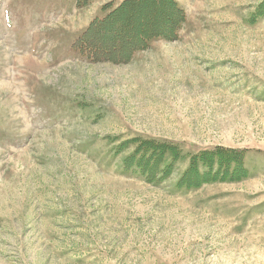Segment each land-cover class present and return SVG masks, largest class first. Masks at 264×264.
<instances>
[{
	"label": "rangeland",
	"instance_id": "rangeland-1",
	"mask_svg": "<svg viewBox=\"0 0 264 264\" xmlns=\"http://www.w3.org/2000/svg\"><path fill=\"white\" fill-rule=\"evenodd\" d=\"M124 1L0 0V264H264V0H174L175 40L111 63L128 31L106 29L80 56ZM134 139L245 152L248 176L179 188L184 159L149 183Z\"/></svg>",
	"mask_w": 264,
	"mask_h": 264
},
{
	"label": "trees",
	"instance_id": "trees-1",
	"mask_svg": "<svg viewBox=\"0 0 264 264\" xmlns=\"http://www.w3.org/2000/svg\"><path fill=\"white\" fill-rule=\"evenodd\" d=\"M127 9L132 10V14L138 9L150 11V14L162 18L159 21H152L151 27L143 28L140 31L133 29L134 31L131 32L129 31L130 20L127 21L122 17ZM183 14L184 12L174 0H125L118 9L103 19L94 20L76 44H73L74 49L80 56L95 63L100 50L97 45H93L97 41L96 38L99 36L98 41L106 39V35H101L106 29L109 31L118 27L126 28L128 32L125 34L128 40L127 43L123 41V45L116 47L118 54L112 58L107 57V53L104 56L101 54L102 57H99L102 60H110L111 63L116 61L122 63L128 58L131 60L135 53L148 49L152 41L175 40L185 21ZM254 17H264V1L256 9ZM130 143H135V151L123 160L124 167L125 169H138L139 174L145 177L149 183L168 180L176 164L184 159L189 160V165L178 181L179 188L198 189L204 184L218 180L234 182L241 181L248 176V171L245 169V152L217 147L192 157L183 154L180 147L169 143L141 139H134ZM201 167L205 170L201 171Z\"/></svg>",
	"mask_w": 264,
	"mask_h": 264
}]
</instances>
